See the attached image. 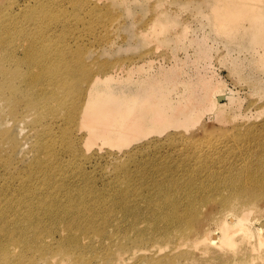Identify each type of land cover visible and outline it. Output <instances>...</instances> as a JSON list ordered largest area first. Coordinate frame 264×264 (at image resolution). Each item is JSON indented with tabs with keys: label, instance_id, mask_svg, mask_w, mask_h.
Returning <instances> with one entry per match:
<instances>
[{
	"label": "rangeland",
	"instance_id": "1",
	"mask_svg": "<svg viewBox=\"0 0 264 264\" xmlns=\"http://www.w3.org/2000/svg\"><path fill=\"white\" fill-rule=\"evenodd\" d=\"M216 7L220 12L225 10L217 0H0V13L11 14L28 27L34 20L52 15L49 25L57 30L51 37L56 39L63 32L74 61L83 55L93 72L101 71L102 65L105 71L123 66L114 71L116 78H130L135 87L142 83L148 100L153 92L167 102L158 124L161 130L138 135L122 148L100 142L86 146L84 131L70 123L68 132L62 112L52 116L45 109L43 116L31 111L32 117L11 118L7 104L0 103V114L5 118L0 132L9 130L0 144V204L22 197L28 186L47 179L58 187H84L77 214L60 209L52 215L35 211L43 245L54 249L73 241L71 251L81 257L82 264H109V255L117 264H133L135 256L147 253L152 264L160 255L177 251L172 238L153 244L164 241L157 235L160 227L152 223H165L150 215L162 204L158 194L164 188L170 186V195L176 197L174 210L185 217L196 214V226L202 231L216 230V213L225 211L223 197L238 203L230 189L219 194L201 191L202 182H209L202 167L206 162L238 169L264 164V43L252 42L246 19H219ZM29 10L31 19L25 17ZM16 42L15 56H22L23 40ZM220 91L226 98L212 106L211 99L214 103ZM189 99L199 118L185 127L183 116L175 110ZM37 117L43 121L35 128L32 121ZM43 126L50 129L41 132ZM37 137L42 143L37 144ZM47 152L53 161L49 172L44 166L43 154ZM40 163H44L41 168ZM152 167L154 173L139 175ZM118 201L126 203L124 209ZM250 206L251 221L255 215L264 218L261 209ZM13 212L8 209L0 218L9 236L12 228L17 230L14 221L22 219ZM72 221L77 225L73 227L74 240L69 237ZM138 235L146 239L131 242ZM0 236L9 238L4 233ZM3 239L1 243L6 244ZM120 241L126 243L127 250L119 256L115 248ZM131 244L147 246L133 251ZM239 244L245 247L239 255L248 260L247 236ZM110 249L114 251L106 255ZM48 256H52L51 264H69L55 251ZM3 259L0 256V261ZM37 262L44 264V259Z\"/></svg>",
	"mask_w": 264,
	"mask_h": 264
},
{
	"label": "bare ground",
	"instance_id": "2",
	"mask_svg": "<svg viewBox=\"0 0 264 264\" xmlns=\"http://www.w3.org/2000/svg\"><path fill=\"white\" fill-rule=\"evenodd\" d=\"M217 2L225 7L221 12L217 7L214 9L217 18L235 21L246 19L252 42L264 43V0H217ZM26 13L25 17L31 19L32 11ZM52 19V15L47 14L43 19L34 20L33 26L28 27L11 14L0 13V103L7 104L9 107L7 113L10 117H32V112L42 113L43 116L45 109L52 116L62 112V119H65L68 125V132L70 123H75L78 131H84L83 142L86 146L100 142L122 148L138 135L160 131L161 127L158 124L160 125L163 119L162 110L167 103L166 100L157 97L153 92L151 93L153 98L148 100L143 93L147 90L144 84L138 83L135 87L130 78L126 80L116 78L117 74L114 71L121 70L123 66L105 71L106 68L102 65L101 71L93 72L92 66L87 64L83 55L81 57L84 60L80 57L74 61L70 57L72 47L65 44L63 32H59L56 39L51 37V33L57 30L49 25ZM19 39L23 40L21 47L23 53L22 56L19 54L15 56L16 48L19 46L16 41ZM83 82L86 83L82 86ZM215 95L214 103L211 99L212 106L222 103L226 98L221 91ZM195 107L190 99L186 103L181 101L176 107L175 113L183 116V126L187 127L198 121L199 116L194 113ZM42 121L37 117L35 122L32 121V125L38 128ZM4 122L5 118L0 114V123ZM48 129L49 126H43L41 132ZM7 131L9 130L4 128V131L0 132V144L7 136L5 134ZM62 132L66 134V128H63ZM37 139V144L42 143L40 137ZM44 155L45 164L40 163L38 167L41 168L44 164L49 172L53 166L51 152ZM210 164L206 162L202 167L209 182H202L201 191L209 189L219 194L223 189H230L238 203L230 202L229 198L232 197H223L225 211L223 210V216H219L223 212L216 213L218 221L216 230L202 231L196 226V214L192 213L193 215L185 217L174 210L176 197L170 195V186L164 188V191L158 194L162 204L156 213L152 210L150 214L153 216L152 219H159L165 223L164 226L161 223H152L153 227H160L157 235L164 241H155L153 244L168 242L172 238L176 240L174 248L177 251L160 255L159 260L152 264L157 262L177 264L182 260H190L192 262L190 264H264V218L255 215L251 221L247 212L250 205L264 212V164H257L254 168L241 166L239 169ZM154 172L155 167H152L143 169L139 175L143 177ZM47 180L28 186L22 197H17L9 203L5 201L6 205L0 204V218L5 216L8 209L21 214L22 218L14 221V228L17 227V230L7 225L12 228L10 236L5 224L0 225V234L9 236L8 240L0 236V256L4 258L0 262L3 264H39L37 260L41 259H44V264H51L52 256L49 257L48 253L53 251L69 264H82L81 257L75 256L74 251H71L73 241L68 240L66 244L56 245L54 249L53 246L43 245L33 214L36 211L38 214L41 212L42 215H52L53 211L58 209L73 214L79 213L80 205L77 202L81 204L84 200L81 194L84 187L79 184L58 187ZM65 197L68 199L63 202ZM118 203L123 209L124 205L126 206L125 202ZM193 209L194 207L191 211ZM59 217L63 221L61 215ZM173 222L175 224L169 227ZM69 225L71 229L69 237L74 240L73 227L77 228V225L75 221ZM246 236L249 245L248 260L244 259L245 255H239L243 253L242 248H245L244 246L241 248L239 241L245 240ZM251 238L254 240L249 241ZM2 239L6 244L1 243ZM145 239V235H138L131 239V242L140 243ZM145 246L131 244L133 251ZM22 247L23 252L20 254L19 248ZM126 248V243L120 241L115 253L120 256L127 250ZM169 248L173 249V246ZM28 250H33V254L27 253ZM113 251L110 249L106 255ZM106 257L111 260L109 264H117L116 260H112V256ZM133 264H151V256L149 253L145 256H135Z\"/></svg>",
	"mask_w": 264,
	"mask_h": 264
}]
</instances>
